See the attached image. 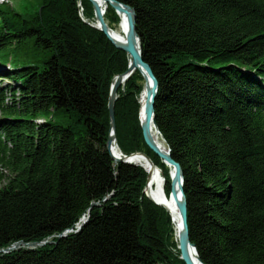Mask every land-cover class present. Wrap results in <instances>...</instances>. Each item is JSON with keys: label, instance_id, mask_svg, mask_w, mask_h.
I'll return each instance as SVG.
<instances>
[{"label": "trees", "instance_id": "trees-1", "mask_svg": "<svg viewBox=\"0 0 264 264\" xmlns=\"http://www.w3.org/2000/svg\"><path fill=\"white\" fill-rule=\"evenodd\" d=\"M118 1L135 10L159 81L155 124L184 172L199 257L264 264V0ZM18 3H0V249L26 244L0 251V264H186L147 171L108 148L128 53L89 23L90 0ZM104 16L121 22L110 3ZM19 48L32 54L14 59ZM142 80L138 70L118 90L116 141L161 166L169 194V168L143 135Z\"/></svg>", "mask_w": 264, "mask_h": 264}, {"label": "water", "instance_id": "water-1", "mask_svg": "<svg viewBox=\"0 0 264 264\" xmlns=\"http://www.w3.org/2000/svg\"><path fill=\"white\" fill-rule=\"evenodd\" d=\"M90 1L93 4L95 18L99 22V25L98 24L96 25V23H94V22H89V23L92 26L101 29L118 49H121V50L127 52L129 54V56L131 57V60H130L129 65H128V69L124 73L118 74L114 78V82L112 83V86H111V92H110L109 103H108L110 120H111V132H110V136L108 139V148H109L113 158L116 161H126V162L132 163L131 161H129V158L132 155H135L137 153H141L142 155H144L147 158H149L150 160H152V158L147 153H145L143 151L142 152H135V153H132L130 155H125L121 151L120 155L117 156V155H115V153L112 150L113 141H115L117 143V141H116L115 103H116V99L118 97V90H119V87L122 83L123 76L129 77L132 75V73L135 71V69L144 68V70L147 72L149 79L152 81V85L150 87H146L147 100H146V105H145V121H143L141 119V108H140V120H141L142 129H143L144 139H145L147 145L160 158H165L167 160V162L174 165V168H175V174H174L173 179L171 180L170 195L173 196L174 199L178 203V207L180 210V216H181L182 224H183V231L180 235V240H179V248L181 250V258L186 262V264H195V262L192 260V258L189 255V247L191 246L195 250L198 261L201 264H205L201 260V258L199 257V254H198V251H197L195 244L192 243V241L190 239L189 224H188V206H187L186 195L184 192V172H183L182 166L179 162H177L175 159H173L169 147H168V153L167 154L162 153L159 150V148L157 147V145L152 141L151 136H150L151 123H154V125L156 126V124H155V101H156V97H157L158 90H159V81H158L157 77L155 76L150 65L148 63H146L142 57L141 39H140V36L137 33V29H136V13H135V10L131 6H129L125 3H122L118 0H103L106 3L105 9H103L94 0H90ZM108 3H110L116 9L117 13L120 16H121V14H126L125 15L126 19H127V31H126L127 39H126V41H123L121 39H115L110 33L111 30H113V29L109 25V23L107 22V20L105 19V16H104ZM120 24H121V22H120ZM158 131H159V129H158ZM148 177H149V175H148ZM145 192H146V187H145ZM179 192L181 194L180 200H179ZM146 194L150 197V195L147 192H146ZM150 198H152V197H150ZM155 202L159 205L164 206L168 210V212L171 214L170 209L166 205L161 204L157 201H155ZM93 205H95V203H93ZM172 220H173V218H172ZM52 242H54V241H50V243H52ZM44 243H45V241L30 242L29 244L32 246H37V245H42ZM22 244H26V243L23 240L18 241L16 243H14L11 247L7 248L6 251H10L12 248H17Z\"/></svg>", "mask_w": 264, "mask_h": 264}, {"label": "bare ground", "instance_id": "bare-ground-1", "mask_svg": "<svg viewBox=\"0 0 264 264\" xmlns=\"http://www.w3.org/2000/svg\"><path fill=\"white\" fill-rule=\"evenodd\" d=\"M2 1H6V0H2ZM94 1L97 4H99L103 9H105L106 3L103 0H94ZM106 11H107V8H106ZM106 11H105V13H106ZM125 15L126 14H121V16H120L121 17V24H119L116 28H112L113 30H111V32H110L111 35L115 39H121L123 41H126V39H127V36H126L127 19H126ZM92 21L94 23H96V25L97 24L99 25V22L97 21L96 18ZM130 60H131V57L129 56V62H130ZM138 70L141 72V74L143 76V80H142L143 89H142L141 94L139 96L140 97L139 100H140V104H141V119L143 121H145V105H146V100H147L146 87H150L152 85V81L149 79L147 72L144 70V68L135 69L134 72H136ZM133 73H132V75H133ZM131 76H129V77L123 76V80H122L120 87L121 86L123 87L126 84L127 80ZM150 136H151L152 141L159 148V150L162 153L167 154L168 153L167 143L164 140L161 133L158 131L157 127L154 125V123H151ZM112 146H113L112 150L115 153V155L119 156L121 149L119 148L118 144L115 141H113ZM129 161H131L132 163H135L137 165H140V166L142 165L147 170L149 177H148L147 184H146V192L155 201L166 205L170 209L171 216L173 218L172 222H173V226H174V241L177 243V248L180 249L179 248V240H180V235L183 231L182 219L180 216V210H179L177 201L174 199L173 196L170 195V193L167 194V192L165 190L167 180H166V177L164 175L163 168L161 166L157 165L153 160H150L146 156L142 155L141 153H137L135 155H132L129 158ZM162 161L169 168L170 179L172 180L174 177V174H175L174 165L167 162V160L165 158H162ZM180 198H181V194L179 192V200H180ZM87 218H88V216H86L83 219V221L87 220ZM83 221H80L78 224H80V226H81L82 225L81 222H83ZM80 228L81 227H78L77 230H79ZM73 231H76V230H73ZM71 232L72 231H70L69 233H71ZM189 255L192 258V260L195 262V264H201L197 259V255L195 253L194 248L191 246L189 247Z\"/></svg>", "mask_w": 264, "mask_h": 264}, {"label": "rangeland", "instance_id": "rangeland-1", "mask_svg": "<svg viewBox=\"0 0 264 264\" xmlns=\"http://www.w3.org/2000/svg\"><path fill=\"white\" fill-rule=\"evenodd\" d=\"M10 1V4H13V5H15V6H17L19 3H18V0H9ZM2 2V0H0V3ZM26 54H32V51L31 50H29V49H21V48H19V49H16V50H13V52H12V56H13V58L14 59H20L21 57H23L24 55H26ZM8 56H11L10 55V53H8ZM22 62H19V64H21ZM8 67H10V65H7ZM4 82H6V80H2V84H4ZM141 83H142V81H141ZM141 94V93H140ZM158 129V128H157ZM168 146V145H167ZM152 199V198H151ZM153 200V199H152ZM154 201V200H153ZM155 202V201H154ZM86 217V216H85ZM85 217H82L81 218V220L80 221H83V219L85 218ZM79 221V222H80ZM85 221L86 220H84L83 222H81V224L83 225L84 223H85ZM79 222H77V223H79ZM75 224L74 226H72V227H70V228H67L65 231H63L62 233H60L59 234V236H63V235H67L69 232H70V230L72 231L71 233H73V232H75V231H73L74 229H76V226L78 225V224ZM81 225V226H82ZM80 226V227H81ZM77 231V230H76ZM45 241V243H47V242H50V241H54L53 239H52V237H50V238H48V239H46V240H44ZM42 242V241H41ZM16 243V242H15ZM44 243V244H45ZM14 244V243H13ZM12 244V245H13ZM11 245V246H12ZM30 245V244H29ZM43 245V244H42ZM11 246H9V247H11ZM22 246H25V244H22V245H20L19 247H17V248H12L11 250H13V249H18V248H20V247H22ZM31 247H36V246H32V245H30ZM38 246V245H37ZM9 247H7V248H9ZM6 248V249H7ZM6 249H0V251H4V252H9V251H6ZM10 250V251H11Z\"/></svg>", "mask_w": 264, "mask_h": 264}, {"label": "built area", "instance_id": "built-area-1", "mask_svg": "<svg viewBox=\"0 0 264 264\" xmlns=\"http://www.w3.org/2000/svg\"><path fill=\"white\" fill-rule=\"evenodd\" d=\"M78 5H79V13H80V16H81L84 20H86L85 17H84V7H83L82 3L79 2ZM86 21H88V20H86ZM77 224H78V223H77ZM78 227H80V224H78V225L76 226V229H74V230H77ZM70 231H71V230H70Z\"/></svg>", "mask_w": 264, "mask_h": 264}]
</instances>
